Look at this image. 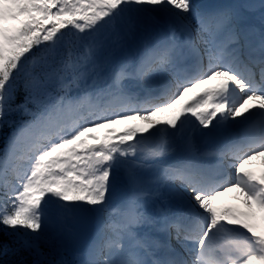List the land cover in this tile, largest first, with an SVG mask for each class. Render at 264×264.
<instances>
[{"label": "snow or ice", "instance_id": "obj_1", "mask_svg": "<svg viewBox=\"0 0 264 264\" xmlns=\"http://www.w3.org/2000/svg\"><path fill=\"white\" fill-rule=\"evenodd\" d=\"M257 158L264 0H0V264H264Z\"/></svg>", "mask_w": 264, "mask_h": 264}, {"label": "rangeland", "instance_id": "obj_2", "mask_svg": "<svg viewBox=\"0 0 264 264\" xmlns=\"http://www.w3.org/2000/svg\"><path fill=\"white\" fill-rule=\"evenodd\" d=\"M161 118H164V117H161ZM68 258H72L71 256H69Z\"/></svg>", "mask_w": 264, "mask_h": 264}]
</instances>
